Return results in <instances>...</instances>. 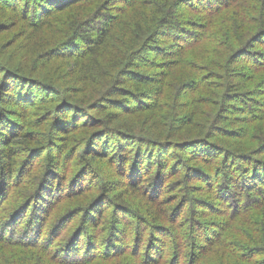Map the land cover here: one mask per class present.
I'll use <instances>...</instances> for the list:
<instances>
[{
    "label": "trees",
    "instance_id": "1",
    "mask_svg": "<svg viewBox=\"0 0 264 264\" xmlns=\"http://www.w3.org/2000/svg\"><path fill=\"white\" fill-rule=\"evenodd\" d=\"M0 264H264V0H0Z\"/></svg>",
    "mask_w": 264,
    "mask_h": 264
},
{
    "label": "rangeland",
    "instance_id": "2",
    "mask_svg": "<svg viewBox=\"0 0 264 264\" xmlns=\"http://www.w3.org/2000/svg\"><path fill=\"white\" fill-rule=\"evenodd\" d=\"M2 42V37L0 38V43ZM118 263V261H116V262H110V263H104V262H102V263H98V264H117Z\"/></svg>",
    "mask_w": 264,
    "mask_h": 264
}]
</instances>
